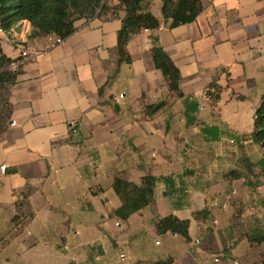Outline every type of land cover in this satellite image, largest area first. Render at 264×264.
I'll list each match as a JSON object with an SVG mask.
<instances>
[{"label": "crops", "instance_id": "crops-1", "mask_svg": "<svg viewBox=\"0 0 264 264\" xmlns=\"http://www.w3.org/2000/svg\"><path fill=\"white\" fill-rule=\"evenodd\" d=\"M200 1L193 23L169 29L152 0L160 28L131 37L130 64L118 58L125 14L110 10L115 1L61 44L32 38L26 21L0 30L2 53L19 73L0 133V264H243L245 256L255 264L264 250L254 241L264 236V155L253 130L238 133L239 116H224L221 103L251 101L253 120L264 96V0ZM155 45L179 71L181 98L154 68ZM211 83L221 89L216 103L205 95ZM230 140L250 152L227 154L220 146ZM234 170L241 178L226 179ZM145 175L159 179L154 205L127 221L114 217L112 179L139 185ZM168 215L190 221V243L157 233L156 220Z\"/></svg>", "mask_w": 264, "mask_h": 264}, {"label": "trees", "instance_id": "trees-1", "mask_svg": "<svg viewBox=\"0 0 264 264\" xmlns=\"http://www.w3.org/2000/svg\"><path fill=\"white\" fill-rule=\"evenodd\" d=\"M151 1L115 0V6L110 8L112 11L122 10L125 14L117 34V53L120 63H131L126 45L132 36L141 31L152 32L160 28V22L149 11ZM160 2L161 15L164 22H169V29L193 23L202 11L200 0H160ZM108 10L104 0H0V30L8 31L18 23L26 21L33 28L32 38L51 37L64 40L76 31L78 22L101 16ZM151 60L154 68L164 78L169 93L181 98L179 71L163 49L155 45L151 49ZM12 64L13 62L2 53L0 46V133L4 131L7 121L10 120L11 109L5 95H7V90L16 83L19 75L18 71L10 70ZM220 91L221 89L216 84L211 83L206 89L205 95L212 103H216ZM164 106L165 102L149 106L145 109V115L152 116ZM212 132L211 128L202 129V133L206 137L210 136ZM251 138L264 155V96L254 111ZM213 139L216 141V138ZM255 167H260V165L255 164ZM245 170L251 171V166L247 161ZM225 178L238 180L241 178V174L234 170L228 172ZM158 180L154 176L145 175L141 178L140 184L136 185L114 177L111 189L117 196L120 206L113 212V216L119 220L127 221L133 214L153 206L155 202L154 189ZM162 181H171V178H164ZM165 184L169 186L168 183ZM182 195L181 192L176 193L177 197ZM203 213V211L195 212L192 217L198 219ZM189 223V220H179L173 215H168L158 218L154 226L158 234L169 233L190 243ZM254 241L258 245L264 244V236H256ZM257 253L259 254L256 256L255 264H264V250L257 251ZM169 262L170 260L157 264Z\"/></svg>", "mask_w": 264, "mask_h": 264}, {"label": "rangeland", "instance_id": "rangeland-1", "mask_svg": "<svg viewBox=\"0 0 264 264\" xmlns=\"http://www.w3.org/2000/svg\"><path fill=\"white\" fill-rule=\"evenodd\" d=\"M244 104L245 105H240V103L233 102L231 104L226 105L222 101L221 108L223 110L224 116H226V112H228L229 117L234 115V113H237V116H239V121H240V122L238 121V122L234 123L237 125L236 126L237 132L241 133V134H248V133H251L253 130V120L250 118V116H247L248 107L251 106L252 102L250 101L249 103H244ZM236 106H244L245 108L238 110V109H236ZM242 116H244L243 120H241ZM241 147H245V152H250V150L247 149L249 147V145H246V144L242 145L240 140H238V141L230 140V143H225V144H222V146H220V148H222L223 151L227 152V154H233L234 152H235V154L240 153V152L245 153V152H243V150H241ZM250 147H252V146H250ZM231 202H235V201H231ZM244 207L247 208L248 204L244 203ZM247 210L248 209L245 210V214H246ZM259 253H257V254H259ZM254 259L256 260V258H254ZM210 260H212V259L210 258ZM237 261L236 262L239 264V260H237ZM250 261H251V258H249L247 256L242 258L243 264H250L251 263ZM207 264H221V263H219V262L213 263L210 261V263H207Z\"/></svg>", "mask_w": 264, "mask_h": 264}, {"label": "built area", "instance_id": "built-area-1", "mask_svg": "<svg viewBox=\"0 0 264 264\" xmlns=\"http://www.w3.org/2000/svg\"><path fill=\"white\" fill-rule=\"evenodd\" d=\"M109 1H115V0H104V2H109ZM46 39H47V41H48L49 43H51V44H55V45H57V44H61V43L63 42L62 39H54V38H51V37H48V38H46ZM22 55H23V58H26V57L29 58V56H27L25 53L22 54ZM20 63H21V61L17 62V64H20ZM122 98H123V95H119V96L117 97L118 100H120V99H122ZM117 99H115V101H116ZM4 171H5V167H4V166H1V167H0V172L4 173ZM115 226H118V224H115ZM121 258H123V257L121 256ZM212 261H213L214 263H218V262H219V260H218L217 257H213V258H212Z\"/></svg>", "mask_w": 264, "mask_h": 264}]
</instances>
